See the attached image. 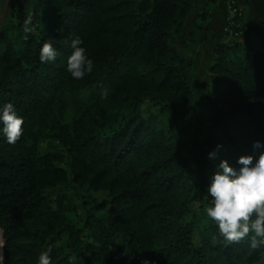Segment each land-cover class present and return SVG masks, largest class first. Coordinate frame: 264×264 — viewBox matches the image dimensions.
I'll return each instance as SVG.
<instances>
[{"label":"trees","instance_id":"16d2710c","mask_svg":"<svg viewBox=\"0 0 264 264\" xmlns=\"http://www.w3.org/2000/svg\"><path fill=\"white\" fill-rule=\"evenodd\" d=\"M195 1L10 0L0 107L25 124L15 144L0 136L5 264L49 246L52 264H264V245L223 240L203 211L221 161L264 151V0H236L205 76L180 48L205 16ZM77 38L93 61L82 79L66 71ZM46 41L57 56L41 63Z\"/></svg>","mask_w":264,"mask_h":264},{"label":"clouds","instance_id":"9594fccd","mask_svg":"<svg viewBox=\"0 0 264 264\" xmlns=\"http://www.w3.org/2000/svg\"><path fill=\"white\" fill-rule=\"evenodd\" d=\"M29 17L24 21V32L30 33L33 28ZM83 41L79 38L71 41L72 53L67 58L66 71L73 79H82L93 69V61L86 54ZM57 49L51 41L42 44L39 52L41 63L55 61ZM25 119L18 113L11 101L0 107V136L8 144H15L24 133ZM223 145L209 153L210 159H215ZM254 150L264 149V142L253 143ZM255 161V162H254ZM233 167L228 160H223L217 166L207 186L206 195L209 205L203 208L207 218L213 221L223 240L229 243H239L248 240L250 246L256 248L264 245V151L259 158L252 155H242ZM6 242L0 239V264H5L3 249ZM51 246L38 255V264H52ZM77 256L69 255L67 264H76Z\"/></svg>","mask_w":264,"mask_h":264},{"label":"rangeland","instance_id":"374dc122","mask_svg":"<svg viewBox=\"0 0 264 264\" xmlns=\"http://www.w3.org/2000/svg\"><path fill=\"white\" fill-rule=\"evenodd\" d=\"M231 0H196L195 15L199 17L200 12L204 11L203 18H196L189 21L185 28V35L181 41L180 48L188 58L195 59L198 71L204 74L213 59L211 50L221 41L220 31L223 21L232 19L234 11L231 9ZM244 4V0H241ZM10 10V0H0V27L3 25ZM246 21L250 20V13L245 17ZM230 23V22H229ZM205 76V74H204ZM204 77L202 75L196 78L198 86ZM71 112L64 117V125L70 126ZM47 150V141L44 139L39 145V151L45 153ZM105 194H100L99 198H105ZM76 200L77 196H75ZM1 239V234H0Z\"/></svg>","mask_w":264,"mask_h":264},{"label":"built area","instance_id":"2783aa9c","mask_svg":"<svg viewBox=\"0 0 264 264\" xmlns=\"http://www.w3.org/2000/svg\"><path fill=\"white\" fill-rule=\"evenodd\" d=\"M230 2H231V9L234 11V15L238 14V12H239L238 8L234 7V5L236 4V0H231ZM234 15H233V17H234ZM233 17H232V19H233ZM232 19L230 20L231 24H233Z\"/></svg>","mask_w":264,"mask_h":264},{"label":"water","instance_id":"95a60500","mask_svg":"<svg viewBox=\"0 0 264 264\" xmlns=\"http://www.w3.org/2000/svg\"><path fill=\"white\" fill-rule=\"evenodd\" d=\"M3 251H4V249H3Z\"/></svg>","mask_w":264,"mask_h":264}]
</instances>
